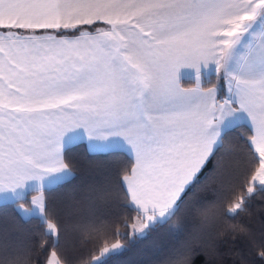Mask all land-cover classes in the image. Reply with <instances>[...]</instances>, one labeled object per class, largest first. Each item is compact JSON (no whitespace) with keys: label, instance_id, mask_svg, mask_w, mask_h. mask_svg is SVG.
Returning a JSON list of instances; mask_svg holds the SVG:
<instances>
[{"label":"snow or ice","instance_id":"snow-or-ice-1","mask_svg":"<svg viewBox=\"0 0 264 264\" xmlns=\"http://www.w3.org/2000/svg\"><path fill=\"white\" fill-rule=\"evenodd\" d=\"M0 208V264H264V0H0Z\"/></svg>","mask_w":264,"mask_h":264},{"label":"trees","instance_id":"trees-1","mask_svg":"<svg viewBox=\"0 0 264 264\" xmlns=\"http://www.w3.org/2000/svg\"><path fill=\"white\" fill-rule=\"evenodd\" d=\"M191 86V85H189ZM87 147L84 142H80L71 146V157L75 158L80 162L89 161L90 166H85L77 170L78 177L90 176L97 174L98 169H103L105 165L118 163L123 159L122 155H109L106 153H88ZM80 183V180H76L73 185L69 186L68 189H62L61 191H70L71 188L75 187ZM31 197H29L30 199ZM11 209L0 208V214H10ZM28 229L35 230L37 227V223L33 221L26 225ZM166 229L162 230L159 234H155L151 237L149 241H146L144 245H141V248H144L146 245H151L153 243H160L163 237L165 236ZM87 236L83 238L84 242L87 241ZM82 242L78 247L82 252L86 254L87 249L85 243ZM140 257L137 256L136 252L130 253L128 256H125L118 262V264H132L133 261H136ZM195 264H203V257H197L195 260Z\"/></svg>","mask_w":264,"mask_h":264},{"label":"crops","instance_id":"crops-1","mask_svg":"<svg viewBox=\"0 0 264 264\" xmlns=\"http://www.w3.org/2000/svg\"><path fill=\"white\" fill-rule=\"evenodd\" d=\"M184 71H191L190 69H186V70H184ZM82 142H85L86 143V147H87V143H88V141H87V136H85V139H84V141H82ZM75 144H77V143H75ZM74 145V144H73ZM97 153H102V152H97Z\"/></svg>","mask_w":264,"mask_h":264},{"label":"rangeland","instance_id":"rangeland-1","mask_svg":"<svg viewBox=\"0 0 264 264\" xmlns=\"http://www.w3.org/2000/svg\"><path fill=\"white\" fill-rule=\"evenodd\" d=\"M86 136V135H85ZM78 143H80V142H78ZM85 143V142H84ZM86 144V143H85ZM72 146V145H71ZM35 194V193H34ZM31 199V198H30ZM82 242H78V246L81 244Z\"/></svg>","mask_w":264,"mask_h":264}]
</instances>
